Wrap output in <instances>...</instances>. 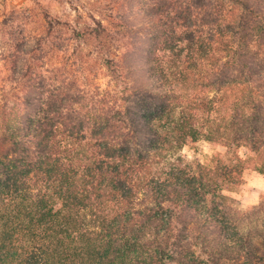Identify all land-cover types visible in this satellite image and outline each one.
I'll return each mask as SVG.
<instances>
[{
  "label": "trees",
  "instance_id": "trees-1",
  "mask_svg": "<svg viewBox=\"0 0 264 264\" xmlns=\"http://www.w3.org/2000/svg\"><path fill=\"white\" fill-rule=\"evenodd\" d=\"M148 2L143 25L42 12L0 42L21 88L0 91V264H196L227 236L253 264L256 211L225 191L264 175V0ZM200 139L224 151L183 160Z\"/></svg>",
  "mask_w": 264,
  "mask_h": 264
},
{
  "label": "rangeland",
  "instance_id": "rangeland-1",
  "mask_svg": "<svg viewBox=\"0 0 264 264\" xmlns=\"http://www.w3.org/2000/svg\"><path fill=\"white\" fill-rule=\"evenodd\" d=\"M148 3V0H0V42L7 49L12 50L15 43L26 42V32L31 29V26L39 23L34 15L42 12L48 13L52 20L67 22L77 29L84 25L92 26V17L100 19L105 25L109 24L106 20L134 26L143 25L140 20L141 15L152 11L151 8L156 10V7L150 8ZM139 35L144 37L145 34L141 32ZM3 64L0 58V77L9 78L10 67L3 68ZM109 79L110 77L103 74L99 75L97 83L101 89L106 88ZM18 90L20 91L21 88L9 79L0 86V91ZM237 94H241V91ZM223 151L224 147L221 145L200 139L193 144L182 146L177 152L185 161L198 160L205 163L216 152ZM247 153L246 147H240V156L245 157ZM242 177L241 185L225 193L233 199L241 212L256 211L255 214L253 213V222L247 224L241 222V227H244L246 232H248L247 229L255 231L254 238L252 237L248 247L252 256L251 261L253 264H264V175L253 167L247 166ZM174 221L180 226L179 221ZM181 235L182 233H179L180 237ZM214 238V235L209 238L210 245L215 242ZM235 238L227 236L220 242H215L212 249L200 243L193 244L191 247L197 257V260L193 258V262L196 264H249L244 254L239 251ZM209 254H215L217 259Z\"/></svg>",
  "mask_w": 264,
  "mask_h": 264
}]
</instances>
